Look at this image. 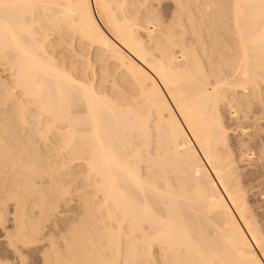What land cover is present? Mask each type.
<instances>
[{"label": "bare ground", "instance_id": "1", "mask_svg": "<svg viewBox=\"0 0 264 264\" xmlns=\"http://www.w3.org/2000/svg\"><path fill=\"white\" fill-rule=\"evenodd\" d=\"M162 1L0 0V197L20 257L264 264V135L246 131L264 124V0H170L168 21ZM57 146L81 167L73 196Z\"/></svg>", "mask_w": 264, "mask_h": 264}, {"label": "rangeland", "instance_id": "2", "mask_svg": "<svg viewBox=\"0 0 264 264\" xmlns=\"http://www.w3.org/2000/svg\"><path fill=\"white\" fill-rule=\"evenodd\" d=\"M170 3V4H169ZM171 4L173 5V3L169 0H164V1H162L161 2V8H159L160 9V12L162 13L163 12V14H161L162 16H163V18H164V20L165 21H168L169 20V17H170V15L169 14H171L172 13V10H173V6H172V8H171ZM171 12V13H170ZM169 15V17L168 18H166L167 16ZM166 19H168V20H166ZM2 66H4V65H2ZM6 67V66H5ZM5 67H4V71H5V73H3L2 71H1V64H0V78H2V79H0V80H3V77H4V80L5 81H7L9 78H8V76H6V75H8V74H6V73H8V71H6L5 70ZM3 70V69H2ZM6 74V75H5ZM4 75V76H3ZM2 76V77H1ZM5 78H8V79H5ZM3 80V81H4ZM16 123V122H15ZM16 125V124H15ZM16 127V126H15ZM262 127H263V129H262ZM228 129H227V135H228V138H229V142L230 143H232L233 141H235L238 137H239V134H240V128H237V127H232V126H228L227 127ZM246 131H248L247 132V134H249V135H254V136H257L258 134H263L264 135V124H262V125H259V126H251V127H249V128H246ZM257 131H261V132H257ZM257 134V135H256ZM39 137H35V141L37 142V145H38V149H43V150H45V148H44V146H43V144H44V142H43V139L42 138H39ZM37 139V140H36ZM49 139H47L46 141H48ZM40 142H41V144H40ZM48 143H49V141H48ZM58 145V144H57ZM57 148H58V146H57ZM56 148V151L55 150H53V151H51V152H53V154L52 155H54V151H55V153L57 152L58 154H57V157H56V160H59V158L61 159V157H63V158H66V159H64V160H66V162L64 161V167H66V168H63V169H65V172L63 171V174H64V181H65V183L66 184H70L69 185V187L71 186L72 188H70L71 190L73 189V187L76 189V185L78 186V179L80 178V175H79V172H80V168H79V164L77 163V160L76 159H73V162H75L74 164H73V162H71L72 160H70V156H69V154H67V153H64L63 151L64 150H62V152H60L61 150H60V148H58L57 149ZM59 152H60V154H59ZM61 153L63 154H66L65 156L63 155H61ZM69 157V159H67L68 157ZM63 160V159H62ZM62 160H59L58 161V163H61L62 162ZM70 160V161H69ZM75 160V161H74ZM71 162L70 164H69V162ZM249 162H253V161H238L236 164L237 165H239V167L240 168H243V169H241V170H243V171H247L248 169H251V168H253L252 166V163H249ZM247 163V164H246ZM249 163V164H248ZM67 164H69V165H67ZM75 164H76V168L75 167H73V165L75 166ZM63 165V164H62ZM68 166V167H67ZM243 166V167H242ZM60 167H62V166H60ZM77 167H78V169H77ZM69 168V169H68ZM73 168L75 169V175H77V177L74 175V170H73ZM61 169V168H60ZM67 169H68V171L69 172H67ZM71 169V170H70ZM77 170V171H76ZM70 171H72V172H70ZM79 171V172H78ZM72 174V175H71ZM65 175H67L68 176V178L65 176ZM70 175V176H69ZM69 177H70V179H69ZM72 178L74 179V178H76L77 180L75 181V179L74 180H72ZM68 179V180H67ZM67 180V181H66ZM70 181H71V183H70ZM67 182H69V183H67ZM74 182V183H73ZM74 185H73V184ZM76 184V185H75ZM0 194H1V192H3L4 191V189H3V191H2V188H3V186H1L0 185ZM74 189V191L76 192V190ZM254 189V190H253ZM259 189V190H258ZM257 189V187H255V188H250L249 190H248V192H247V196L249 197V199H251V200H257V204H258V202H260V200H259V197H261V195H260V187ZM73 190H72V192H73V194H72V196L74 195V192ZM254 191V192H253ZM255 194V195H254ZM3 196V194L1 195V197ZM0 197V200L2 199ZM4 201H2L1 200V202H0V211L2 212V215H3V217L5 218V229H2L1 227H0V262L1 263H3V264H41L40 262H42V261H40L41 259L38 257L37 258V256L39 255V253H38V255L37 254H34L33 253V251L34 252H36L37 253V249H34L33 247H29V248H31V249H29L28 247H26L27 249H24V248H21L22 246H19V248H18V250L21 252V253H24L21 257L22 258H24V260L20 257V254H18V252L17 251H15V250H17V249H15L14 248V245H16V241L14 242V240H16V237L14 238V235L16 236V232H15V234H12L11 232H14V230H15V228L14 227H12L13 226V204L12 203H9L8 204V202L5 204V203H3ZM1 203H2V205H1ZM5 204V205H4ZM12 204V205H11ZM8 205V207H7V209H8V211H5L6 210V208H5V206H7ZM3 207H4V209H3ZM12 208V209H11ZM6 216V217H5ZM11 217V218H10ZM7 218H9V219H7ZM6 219H7V221H6ZM11 219V220H10ZM11 221V222H10ZM261 221H263V219H261ZM260 221V222H261ZM12 224V225H11ZM7 225V226H6ZM12 227V228H11ZM7 228V229H6ZM8 228H10V230L8 229ZM14 228V229H13ZM2 229V230H1ZM12 229V230H11ZM5 230V231H4ZM8 231V234H7V231ZM4 231V232H3ZM10 233V234H9ZM11 234H12V239L13 240H11V237L9 238L8 236H11ZM6 235H8V236H6ZM8 239V240H7ZM13 241L12 242V244H13V246L11 247L10 245H8L9 244V241ZM8 241V242H7ZM16 247V246H15ZM14 248V249H13ZM21 249V250H20ZM22 249H24L23 251H22ZM33 249V250H32ZM30 250V251H29ZM154 251H155V248H154ZM156 251L158 252V250L156 249ZM155 251V252H156ZM17 254H18V256H17ZM157 254V256H158V253H156ZM155 254V255H156ZM18 257H20V258H18ZM156 257V256H155ZM23 261V262H22ZM43 264V263H42Z\"/></svg>", "mask_w": 264, "mask_h": 264}]
</instances>
